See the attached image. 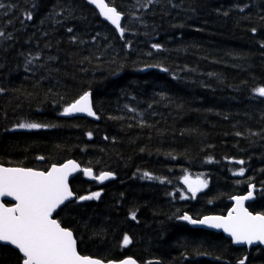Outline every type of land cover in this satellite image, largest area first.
I'll return each instance as SVG.
<instances>
[{"label": "trees", "instance_id": "16d2710c", "mask_svg": "<svg viewBox=\"0 0 264 264\" xmlns=\"http://www.w3.org/2000/svg\"><path fill=\"white\" fill-rule=\"evenodd\" d=\"M107 1L125 14L123 39L85 0H0L16 5L0 10V31L14 36L0 39V163L44 169L74 159L115 174L103 185L81 173L71 180L81 195L103 189L66 214L83 254L141 264H236L246 255V264H264L260 246L236 247L176 218L225 215L249 182L257 191L247 208L264 211V99L252 91L264 86V0ZM25 10L33 19L21 25ZM30 53L40 59L26 71ZM83 91L98 120L61 114ZM23 122L50 127H16ZM240 167L245 175H233ZM145 171L165 183L141 179ZM200 172L208 188L180 199L182 177ZM0 264H17L11 247L0 246Z\"/></svg>", "mask_w": 264, "mask_h": 264}, {"label": "snow or ice", "instance_id": "6c2138e0", "mask_svg": "<svg viewBox=\"0 0 264 264\" xmlns=\"http://www.w3.org/2000/svg\"><path fill=\"white\" fill-rule=\"evenodd\" d=\"M87 2L95 6L98 14L114 26L115 31L123 39L127 31L126 26L122 25V17L125 14L115 6H110L106 0H87ZM152 3L153 0H145L141 7L146 8ZM14 7L16 5L0 2V10H4L5 15ZM247 7L248 5L245 4L239 8V11L244 12ZM49 15L54 18V15H59V13H55L53 9V13ZM224 15H228V13L225 12ZM32 19V12L25 10L24 18L20 20V23L23 25L25 20L30 21ZM261 19L264 20V16ZM56 22L59 23V21ZM8 23L11 24L12 20H9ZM66 30L70 34L74 33L72 27H68ZM251 31L255 33L257 29L253 27ZM0 39L13 40L14 36L11 32L0 31ZM70 39L75 43L78 37L72 35ZM92 39L95 41L96 37L94 36ZM125 46L130 47V44ZM261 46L264 47V45ZM151 47L156 50L162 48L160 44H152ZM29 57L26 58V71L28 65H31L34 60L40 59L39 53L34 56L30 53ZM161 70L167 71L166 68ZM3 91L4 89H0V92ZM252 91L257 97L264 99V86H257ZM129 110L135 111V109ZM74 113H85L89 117L99 119L93 110L90 91H83L78 98L63 107L61 114L68 116ZM16 127L41 129L50 127V125L23 122ZM86 135L91 139L93 134L87 132ZM236 135L239 136L241 133L237 132ZM36 159L43 161L45 157L38 156ZM208 162H211V158ZM235 163L244 165L245 161L241 159L236 160ZM245 171V167H240L233 175L244 176ZM78 172L100 185L115 178V174L111 171H100L95 174L91 167H81L74 159L51 163L44 169L25 166L6 167L0 163V198H10L9 201L0 200V246H11L15 251L17 264H137L136 259L132 257L105 260L83 254L80 250L83 238L77 234V230L72 226L71 221L66 219V214L73 205L79 206L84 201L101 199L103 189L89 191L87 194H78L72 188L70 180L73 174ZM140 178L159 180L161 184L165 183L164 178L153 176L147 171L143 172ZM182 183L187 192L191 194V197H188L184 192H181L180 199L182 200L195 199L197 193L208 187V180L200 176L190 179L185 174L182 177ZM254 187L255 185L249 182L246 195L231 196L230 199L234 203L226 215L203 216L194 219L187 212H184L176 218L186 221L190 225H205L212 229L222 230L236 245H264V211L254 213L245 206V201L253 199ZM129 218L133 221L137 220L136 209H130ZM130 244H132V239L125 233L122 237V246ZM247 260L248 257L245 255L239 258L236 264H246ZM156 264H160V262L157 261Z\"/></svg>", "mask_w": 264, "mask_h": 264}, {"label": "water", "instance_id": "95a60500", "mask_svg": "<svg viewBox=\"0 0 264 264\" xmlns=\"http://www.w3.org/2000/svg\"><path fill=\"white\" fill-rule=\"evenodd\" d=\"M86 1V3L87 4H89L88 2H87V0H85ZM106 2H107V0H106ZM90 5V4H89ZM94 9H95V6L94 5H91ZM110 6H113V5H110ZM95 10H97V9H95ZM97 12H98V10H97ZM103 20H104V18L103 17H101ZM105 21V20H104ZM122 21H123V17H122ZM107 22V21H106ZM108 23V22H107ZM108 24H110V23H108ZM112 26V25H111ZM113 28H114V26H112ZM91 101H92V98H91ZM92 105H93V102H92ZM94 110V109H93ZM69 116H85V117H87V118H90V119H93V120H98V119H96V118H94V117H89V116H87V114H85V113H74V114H71V115H69ZM5 166V165H4ZM7 167V166H6ZM77 173H74L73 174V177L76 175ZM73 177H71V178H73ZM70 178V179H71ZM0 200H2V201H9L10 200V198H7V197H5V198H0ZM253 200V199H252ZM252 200H249V201H245V206H246V203L247 202H250V201H252ZM232 201V200H231ZM233 203H234V201H232ZM209 216H212V215H209ZM202 218V217H201ZM193 227H196V228H200V229H204V230H208V231H212V232H216V233H223V235L226 237V238H229L230 240H231V238L226 234V233H224L222 230H218V229H212V228H209V227H207V226H205V225H192ZM236 247H248V248H251V247H253V246H255V245H253V246H248V245H236V244H234ZM261 248H263L264 249V245H259ZM9 247H11V246H9ZM127 257H131V256H127ZM124 258H126V257H124ZM124 258H122V259H124ZM132 258H134V257H132ZM135 259V258H134ZM137 261V260H136ZM149 262H151V264H154L155 262H153V261H147L146 263H144V264H149ZM137 264H141L140 262H138L137 261ZM143 264V263H142Z\"/></svg>", "mask_w": 264, "mask_h": 264}, {"label": "rangeland", "instance_id": "374dc122", "mask_svg": "<svg viewBox=\"0 0 264 264\" xmlns=\"http://www.w3.org/2000/svg\"><path fill=\"white\" fill-rule=\"evenodd\" d=\"M197 175L195 176V175H193V174H188V176H189V178L190 179H195L197 176H200V177H202L203 178V174L202 173H196ZM204 190V189H203ZM202 190V191H203Z\"/></svg>", "mask_w": 264, "mask_h": 264}, {"label": "bare ground", "instance_id": "6f19581e", "mask_svg": "<svg viewBox=\"0 0 264 264\" xmlns=\"http://www.w3.org/2000/svg\"><path fill=\"white\" fill-rule=\"evenodd\" d=\"M79 174V173H78ZM256 192V191H255Z\"/></svg>", "mask_w": 264, "mask_h": 264}]
</instances>
